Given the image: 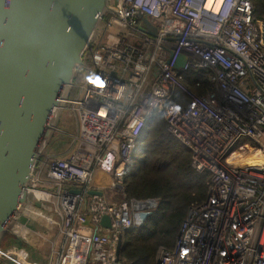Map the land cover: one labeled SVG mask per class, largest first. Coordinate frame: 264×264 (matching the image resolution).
Listing matches in <instances>:
<instances>
[{"label":"built area","instance_id":"2783aa9c","mask_svg":"<svg viewBox=\"0 0 264 264\" xmlns=\"http://www.w3.org/2000/svg\"><path fill=\"white\" fill-rule=\"evenodd\" d=\"M110 6L116 14L105 16L104 33L66 101L68 122L58 131L69 142L42 154L27 186L49 213L37 215L54 232L48 264H127L118 259L119 240L139 225L134 213H150L158 203L127 200L124 180L142 166V142L158 116L211 183L205 203L188 209L173 247H160L155 264H264V162L224 161L243 139L264 152V20L254 17L250 0ZM137 11L156 36L142 28ZM179 54L187 59L183 68L173 65ZM186 70L209 73L214 89L190 90L181 79ZM178 92L188 98L183 108ZM103 216L110 227L100 224ZM12 252L20 264H38L26 262L24 250Z\"/></svg>","mask_w":264,"mask_h":264},{"label":"water","instance_id":"95a60500","mask_svg":"<svg viewBox=\"0 0 264 264\" xmlns=\"http://www.w3.org/2000/svg\"><path fill=\"white\" fill-rule=\"evenodd\" d=\"M115 14L110 0H0V249L5 236H14L11 249L0 252V264H20L12 252L24 249L18 233L29 228L33 214L49 216L27 186L42 154L58 141L69 142L58 131L66 101L104 33L105 16ZM137 17L156 36L143 13ZM186 60L179 54L173 65L183 68ZM148 215L133 217L141 225ZM100 224L110 227L109 218Z\"/></svg>","mask_w":264,"mask_h":264},{"label":"trees","instance_id":"16d2710c","mask_svg":"<svg viewBox=\"0 0 264 264\" xmlns=\"http://www.w3.org/2000/svg\"><path fill=\"white\" fill-rule=\"evenodd\" d=\"M250 1L254 17L264 20V0ZM181 79L199 95L214 89L204 70L183 71ZM176 100L179 108L188 103L183 93L178 92ZM146 133L142 166L138 170L133 166L125 176V195L127 200L155 199L158 204L141 225L124 234L118 259L127 264H155L160 247L172 248L188 209L205 203L211 183L209 173L191 167L188 148L167 131L163 117L158 116ZM224 161L233 167L260 164L264 152L252 140L243 139Z\"/></svg>","mask_w":264,"mask_h":264},{"label":"crops","instance_id":"0c3cea01","mask_svg":"<svg viewBox=\"0 0 264 264\" xmlns=\"http://www.w3.org/2000/svg\"><path fill=\"white\" fill-rule=\"evenodd\" d=\"M57 144L60 145L61 142H58ZM47 225L48 224L44 221V218L37 215L34 216L33 214L30 219L29 228H26L25 231L20 230L18 233V236L23 243L22 247H24V249L20 248V250H24L27 254L31 255V262L48 264L51 259L50 240H52L54 232L52 229L47 228ZM35 253L38 254L36 255Z\"/></svg>","mask_w":264,"mask_h":264},{"label":"rangeland","instance_id":"374dc122","mask_svg":"<svg viewBox=\"0 0 264 264\" xmlns=\"http://www.w3.org/2000/svg\"><path fill=\"white\" fill-rule=\"evenodd\" d=\"M74 95H75V91H72L70 97L71 96H74ZM66 116H67L66 113H64L58 129H62V127H65L66 126L65 124H67V122H68ZM62 143L65 144V142L61 141V146L63 145ZM54 151L60 152L62 150H59V145L56 144V147H54ZM11 239H14V236L13 235L5 236V238L2 240V242H1V249H0V252L2 254H5L6 251H8V250L11 249V246H12V244H11L12 241H10ZM26 254H27V252H26ZM35 254L37 255L38 253H35ZM156 258H157V252H156ZM24 259H25L26 262H30L32 258H31V255L30 254H27V256L24 257Z\"/></svg>","mask_w":264,"mask_h":264},{"label":"bare ground","instance_id":"6f19581e","mask_svg":"<svg viewBox=\"0 0 264 264\" xmlns=\"http://www.w3.org/2000/svg\"><path fill=\"white\" fill-rule=\"evenodd\" d=\"M34 196H36L37 198H41V199L45 198L44 195H41V194L38 193V192H36V193L34 194Z\"/></svg>","mask_w":264,"mask_h":264}]
</instances>
